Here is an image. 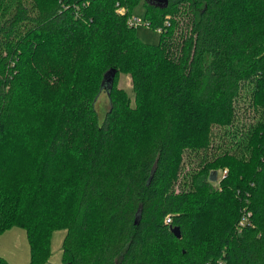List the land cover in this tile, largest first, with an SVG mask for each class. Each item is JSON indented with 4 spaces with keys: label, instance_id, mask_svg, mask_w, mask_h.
<instances>
[{
    "label": "trees",
    "instance_id": "16d2710c",
    "mask_svg": "<svg viewBox=\"0 0 264 264\" xmlns=\"http://www.w3.org/2000/svg\"><path fill=\"white\" fill-rule=\"evenodd\" d=\"M139 1L0 0V231L29 264L56 227L64 264H264V0H142L156 42Z\"/></svg>",
    "mask_w": 264,
    "mask_h": 264
},
{
    "label": "rangeland",
    "instance_id": "374dc122",
    "mask_svg": "<svg viewBox=\"0 0 264 264\" xmlns=\"http://www.w3.org/2000/svg\"><path fill=\"white\" fill-rule=\"evenodd\" d=\"M169 1H171V0H169ZM143 13H144V4H143V1L140 0L136 4V6H134L132 14H137V15L141 16L142 18H144ZM135 30H136L137 34L139 35V37L146 42L158 41L159 31L157 29H155L154 27L145 23L144 19L142 21H140L139 23L135 24ZM117 84L121 87H124L127 90L128 94L130 96V100L132 102L134 91L131 87V81H130L129 74L124 73V72H120V74L118 76ZM244 102H247V100L241 101V103H244ZM109 104H110V102H109V99L107 97V93L104 90L101 91L96 96V100H95V105H96L99 120H101L103 118L102 116L104 115L105 111L108 109ZM220 173H221V171L219 170L218 174H220ZM218 174H217V177H218ZM214 180H216V178ZM65 233L66 232H65V229L63 227H56L51 231L50 246H49L50 247V255L48 256V258L46 260L47 261L46 264H64V262L61 260V257H62L61 244H62ZM21 242H22V240L18 244L15 243L17 248H15V245L12 248L7 247L5 242L3 244V248H0V251L5 253V255H7V256H5V255L4 256L8 259L9 262L13 263L12 261L16 260V259H14V256H13V253L17 251L16 249H18L19 252L24 250L23 246L20 245ZM24 247H25V243H24ZM29 256H30V249H29ZM26 262H27V264H29L28 263L29 257L26 258Z\"/></svg>",
    "mask_w": 264,
    "mask_h": 264
},
{
    "label": "crops",
    "instance_id": "0c3cea01",
    "mask_svg": "<svg viewBox=\"0 0 264 264\" xmlns=\"http://www.w3.org/2000/svg\"><path fill=\"white\" fill-rule=\"evenodd\" d=\"M21 240L22 242L20 245L23 246L24 250L19 252L18 249H16L17 251L14 252L15 254L13 253L14 259H16L12 261L14 264H27L26 258L29 257V249H30L27 233L20 225H13L9 228L0 231V248H3L4 242L6 243L7 247L12 248L15 245V243L18 244ZM24 243H25V247H24ZM15 248H17L16 245ZM0 254L5 255V253L1 251Z\"/></svg>",
    "mask_w": 264,
    "mask_h": 264
},
{
    "label": "water",
    "instance_id": "95a60500",
    "mask_svg": "<svg viewBox=\"0 0 264 264\" xmlns=\"http://www.w3.org/2000/svg\"><path fill=\"white\" fill-rule=\"evenodd\" d=\"M154 1H157L158 3H161V4H163V3L166 4L169 0H154ZM114 71H115V68H113V67L108 68V70L105 71L104 77H103L102 82H101L102 88L107 90L108 85H110L112 83L114 75H115ZM216 177H217V170H213L210 179L211 178L215 179ZM171 229L175 232V234L177 236H180V228H178L177 225L172 226Z\"/></svg>",
    "mask_w": 264,
    "mask_h": 264
},
{
    "label": "built area",
    "instance_id": "2783aa9c",
    "mask_svg": "<svg viewBox=\"0 0 264 264\" xmlns=\"http://www.w3.org/2000/svg\"><path fill=\"white\" fill-rule=\"evenodd\" d=\"M119 11H124V7L122 5H120V7L118 8ZM144 19L145 23H147V20L145 18H142L141 16L137 15V14H131L129 15L128 17V22L131 24V25H134L139 23L140 21H142ZM159 29V27L157 28ZM171 220V215H166L165 217V221L167 223H169Z\"/></svg>",
    "mask_w": 264,
    "mask_h": 264
}]
</instances>
